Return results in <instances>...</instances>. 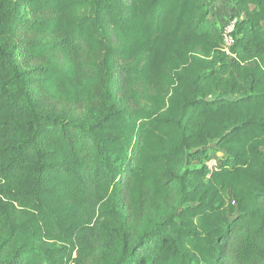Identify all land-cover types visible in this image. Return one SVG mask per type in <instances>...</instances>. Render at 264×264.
<instances>
[{
  "label": "trees",
  "instance_id": "1",
  "mask_svg": "<svg viewBox=\"0 0 264 264\" xmlns=\"http://www.w3.org/2000/svg\"><path fill=\"white\" fill-rule=\"evenodd\" d=\"M223 2L232 56L212 0H0V264H264V0Z\"/></svg>",
  "mask_w": 264,
  "mask_h": 264
},
{
  "label": "rangeland",
  "instance_id": "2",
  "mask_svg": "<svg viewBox=\"0 0 264 264\" xmlns=\"http://www.w3.org/2000/svg\"><path fill=\"white\" fill-rule=\"evenodd\" d=\"M212 1L214 4L212 21L220 28L221 27L223 28L229 23V19L231 17V13L233 10L227 8L224 5L223 0H212ZM212 159H215V161H217L218 156L213 155ZM210 161L211 159L206 163V165H208Z\"/></svg>",
  "mask_w": 264,
  "mask_h": 264
},
{
  "label": "built area",
  "instance_id": "3",
  "mask_svg": "<svg viewBox=\"0 0 264 264\" xmlns=\"http://www.w3.org/2000/svg\"><path fill=\"white\" fill-rule=\"evenodd\" d=\"M237 20H233L229 22L223 29V38L225 41V53L229 56L231 55L230 48L232 47L234 40L232 38V33L234 32L235 24ZM218 166V160L215 161V159H211V161L208 163V168L210 170L216 169Z\"/></svg>",
  "mask_w": 264,
  "mask_h": 264
}]
</instances>
